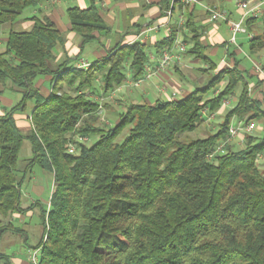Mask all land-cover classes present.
<instances>
[{"label":"trees","instance_id":"obj_1","mask_svg":"<svg viewBox=\"0 0 264 264\" xmlns=\"http://www.w3.org/2000/svg\"><path fill=\"white\" fill-rule=\"evenodd\" d=\"M41 1L0 0V24L15 21ZM160 1L165 17L170 1ZM185 8L183 27L192 42L187 52L195 56L204 48V29L191 22ZM66 14L69 30L81 37V48L108 31L93 0L86 8L69 7ZM29 19L31 28L11 30L0 51V96L6 89L21 93L19 102L0 113V216L21 210V185L33 167L51 174L49 206L40 212L42 235L32 247L39 249L37 264H264V168L255 162L264 153V132L245 134L243 147L226 143L224 151L208 158L227 139L233 118L247 124L264 117V105L249 95L241 71L235 65L221 69L206 86L179 99L129 103L103 128L95 125L98 101L84 91L105 95L126 80L127 71L131 80L141 78L146 44L117 43L85 71L65 63L53 68V50L63 41L62 33L46 16ZM257 20L245 22L252 32V53L264 47V13L262 31L255 33ZM174 37L171 29L154 43L155 54ZM200 60L208 63L207 69L215 68L204 53ZM46 76L49 91L42 94L36 81ZM223 79V88L207 96ZM237 84L236 100L215 131L180 137L201 122L202 109L218 110ZM28 100L33 107L24 134L13 114ZM124 129L125 136L116 141ZM75 134L98 138L85 144L72 140ZM23 140L29 142L31 156L21 169ZM69 142L75 145L73 153L66 151ZM7 231L20 230L1 225L0 239ZM0 261L11 264L1 251Z\"/></svg>","mask_w":264,"mask_h":264},{"label":"crops","instance_id":"obj_2","mask_svg":"<svg viewBox=\"0 0 264 264\" xmlns=\"http://www.w3.org/2000/svg\"><path fill=\"white\" fill-rule=\"evenodd\" d=\"M197 1L198 2L195 3L193 6L189 7L188 10L191 13V22H193V24L196 27H201L199 26L200 25L199 22L201 23L214 22V29L216 30L219 28L218 23H216L218 21L210 20L208 13H206L205 9L203 8L204 5H211L213 7L226 10L229 18L230 16H232L233 13L231 6L229 7V4H232L233 2L236 12L238 13L237 14L238 17L240 15V10L237 7V0H197ZM93 2L98 8L99 13L101 14L106 26L108 27V31L101 32V34L99 35V39L92 42H101V41L104 42L105 39H107V37L111 34L114 35L115 37H118L114 45L117 43H123V44L124 43L131 44L133 42L145 43L148 55L152 54L153 56H156L153 49V45L154 43L158 42L168 34V29L170 31L171 29L175 30L174 39L182 40L183 42L190 41V39L188 38L191 35L189 29L183 26L179 27L177 23L178 16L181 13L186 16V19L188 17L186 8L182 7L181 5H174L170 24L169 26H166L165 25L166 19L164 16H162V9H161L162 6L160 0H93ZM70 3H72L71 6H69ZM226 3L228 5H226ZM90 4H91V0H42L37 6L29 7L25 9L20 15V17H18L15 21L5 22L0 24V51H4L5 49L4 42L6 40L7 34L12 29H13L12 31L28 30L32 26V21H30L29 18L33 16H37V17L46 16L55 23L56 27L59 30L64 29L67 32L66 38L65 39L63 38V41L61 43H58L56 46L57 52L55 54L54 62L52 63L51 66L54 68L62 63H65L66 66L74 65L77 59L83 58L80 56V54L82 53L86 44L81 48V37L80 35L69 30L68 17L66 23H61V25L63 26V28L61 29L58 26L59 25L58 21L60 19V15H63V12H65L66 14V10L69 7L77 6L80 8H86L90 6ZM224 5H226V7H224ZM146 28L149 29L146 30ZM204 33L205 30H203V34ZM214 33L215 32H213L212 41L209 44L205 42L203 34L201 37V44L204 47L203 52L208 57L209 60H210L209 56L215 54L218 50V47L224 50V55L220 57L218 65H215L213 63L215 65V68L212 70V72L216 74L221 69L232 68L235 65L236 68L239 71H241L242 76L245 78L244 75L245 70H243L239 66L240 64H238L237 61V55L240 53L241 48L238 47V45H236V48H234L233 51L230 52L229 45H227V43H225L220 38L215 37ZM186 47L187 49L183 54L180 63L173 62L166 70L158 71L155 74V76H153V78H151L150 80L146 81L143 84L142 88L137 89L134 87H130L129 84L127 85L125 84L128 83L129 81L126 80L124 83L116 87L114 92H118L117 94H120L121 98L125 96L126 98L130 99L129 103H139L144 101L149 102L147 100L148 99L147 97L152 93H155L158 96L167 95V97L169 98L171 97L174 98L176 96H180L182 98L183 96L187 95L189 92L192 91L193 88L191 87V84L189 85L187 83L189 81L178 80V76L181 75L182 77H184V73L186 72L185 68H189L190 64L199 61L200 58L195 57L193 54L188 53L187 51L189 47L187 45ZM262 49L253 52V54L258 55L259 59L264 58V52H262ZM107 51L108 50L105 49V47L104 48L102 47L100 51L92 50L90 54L95 56L96 58L91 61L87 59L86 60L89 61L90 63L94 62L104 57ZM68 59H71L69 65L67 64ZM252 62L249 72L246 71V76L248 78L250 76H255V79L248 80L245 78L249 89L250 90L252 89L253 91L252 93H250L249 91V95L252 98L259 99L260 101H262L264 105V93H263L264 83L262 82V80L264 81V78L262 77L264 75L259 74L253 69ZM149 64L153 66L155 64V61L153 59H149ZM207 66H208L207 63H205V67ZM261 69L263 70L264 68L261 67ZM47 82H49V76L39 77L36 81V86L40 88V92L42 94H46L49 91V83ZM182 83H187V84L184 85ZM6 91L9 92L8 93L9 96H12V92L15 90L7 89ZM12 101L13 100L10 97L3 95L0 96V102L5 103L6 106H10ZM5 111H6L5 109L0 108V113H3ZM232 120L235 122L238 119L233 118ZM230 124L232 123L230 122ZM263 132H264V117L261 118L256 123L255 126L253 124L252 131H247V132L243 131L242 134H240L242 135V138L240 135L234 136L231 139V141H229V144L232 146L233 149H239L243 147L245 134L254 133V135H261ZM235 146L237 148H235ZM30 202H31L30 206H24L20 204V208L22 210L24 208V210L13 212L10 217L11 220L10 224H12L14 219L15 220L18 219L17 220L19 221L18 223L22 222L18 217L22 215L24 211H26L25 213L30 212L29 210L31 209V206L35 205L34 200L31 199ZM12 227L18 229V226L15 225H13ZM19 230L23 231L20 228ZM42 231H41V235H42ZM29 247L31 246L25 245V251Z\"/></svg>","mask_w":264,"mask_h":264},{"label":"rangeland","instance_id":"obj_3","mask_svg":"<svg viewBox=\"0 0 264 264\" xmlns=\"http://www.w3.org/2000/svg\"><path fill=\"white\" fill-rule=\"evenodd\" d=\"M71 4L72 3H70L69 6H71ZM226 5H228V4L226 3ZM226 5H224V7H226ZM230 6H231L233 13H232V16L229 17V20L235 21L239 18L237 15L238 13L236 12V9L234 7L233 2H232V4H229V7ZM66 22H67V16H66L65 12H63V15H60V19L58 21L59 28L60 29L63 28L61 23H66ZM216 23H218L219 28L215 30L214 29V22H207V23L206 22L205 23L199 22V24H200L199 26H201L205 30V33L203 34L205 42H207V44H209L212 41L213 32H215L214 33L215 37L220 38L225 43H227V45H229L230 52H232L233 49L236 48V45H238V47L241 48L240 53L237 55L238 64H240L239 66L243 70H245L244 71L245 78L248 80H250V79L254 80L255 76H250L248 78L246 76V71L249 72L252 61H254L258 64L261 63L259 65L262 68H264V65H263L264 58L259 59L258 55L253 54L249 51V49H248L249 37L246 33L237 34L236 45H233V44L228 43V41L230 40L231 32L229 31V27H228L227 23L224 21H218ZM262 24H263L262 20H259V21L257 20V22H255L252 26L254 28L253 32H255V33L261 32L262 31ZM63 30L61 29L60 31L62 33L63 38L65 39L67 32L65 30L64 31ZM247 33L252 34V32L250 33L248 31H247ZM117 38L118 37H115L114 35L110 34L107 37V39H105L104 42L101 41V42L88 43L85 45V48L83 49L80 56L83 57L84 59H87L90 61L94 60L96 57L90 54V52L92 50L93 51H96V50L100 51L102 47L103 48L105 47V49L109 50L108 48H110L111 46L114 45ZM188 38L190 39V37H188ZM108 42H109V45H108ZM185 43L189 48H191V46H192L191 41H188V42L186 41ZM107 45H108V47H107ZM186 49H187V47H186ZM203 51H204L203 49L199 50L197 52V54L195 55V57L201 58V55H203V53H204ZM53 52H54V54H56L57 47L54 48ZM262 52H264V48L262 49ZM223 55H224V50L222 48L218 47L217 52L213 55H210L209 57H210V60L212 63H214L215 65H218L219 59ZM70 62H71V59H68L67 64L69 65ZM205 63L206 62H204L203 60L193 62L192 64H190L189 68H185L186 72L184 73V77L179 75L178 80L189 81V82H187V81L186 82L189 85L191 84V87L193 88L192 90H194L197 87L206 86L208 84V81L215 74L212 72V69H207L208 66L205 67ZM207 65H208V63H207ZM203 69H206V70H203ZM126 73L128 74L127 77L130 79L129 72L127 71ZM263 74H264V69H263ZM262 77L264 78V76H262ZM128 78H126V80H129ZM223 80H224V82H222L220 84H216L214 87L210 88V90L207 92L206 95L211 96L213 93V89L223 88V86L225 84V79H223ZM262 82L264 83L263 80H262ZM144 83H142V85L138 86V87L132 85L130 83V81H128V83H125V84L126 85L129 84L130 87L140 89V88H142ZM187 83H182V84L185 85ZM240 88H241L240 84H237L235 86V88L233 89V98L231 100L230 105H228L226 107H220L218 110L215 111V115L210 120H206V119L202 118L201 122L197 125V127L193 131L184 133L180 137L182 139H192V138H196V137L206 136L208 133L215 131L217 129L218 124L222 121L225 111L228 108H230L233 105L234 101L236 100V95L238 94ZM63 89L68 91V92H71V90H72L71 88H68L67 86H64ZM172 89H173V87H172ZM6 90L3 92L2 95L10 97L13 101H12L10 106H6L5 103L0 102V108L8 111L13 105H15L17 102H19V100L21 99V93L19 91L15 90L12 92V96H9V94H8L9 92ZM114 90H112L111 92H109L105 95H103L99 90H97L96 93H91L88 90L84 91L87 96L95 97V100L98 101L99 105L101 106V112L98 114L99 117L95 123L96 126L103 127V128L110 126L117 119V114L125 111L126 106L129 104L130 99L126 98L125 96L121 98L120 94H117L118 92H114ZM249 91H250V93L253 92L252 89L250 90L248 87V92ZM147 98H148L147 100L149 102H153L156 98L167 99L169 97H167V95L158 96L155 93H152ZM174 98L179 99L181 97L176 96ZM32 107H33V100H28V101H26L23 109H17L13 114V117L16 121V124L18 125V127L20 128V130L24 134L29 131V124H28L27 116L29 115ZM258 121L259 120L252 121L254 126L256 125V123ZM231 123H234V121L232 120ZM242 132L243 131H240V133H238L237 135L242 134ZM125 133H126V129H124L116 137V141H121L122 138L125 136ZM79 136L80 135L75 134L72 137V140L79 142L78 141ZM240 136L242 138V135H240ZM97 138H98L97 134H92L90 137H87L86 140L83 141V143L90 144L93 141H95ZM235 148H237V147L235 146ZM30 156H31L30 144L27 140H23L22 144H21V148H20L19 153H18V167L23 169V167H25V165L27 164ZM258 165H259L260 169L264 168V156L259 160ZM17 175L20 176L21 174L17 173ZM52 186H53V182H52L51 174L49 172L41 169L38 166L33 167L31 174L28 175L25 178L24 182L22 183V185H21V193H22L21 194V205L30 206L31 205V202H30L31 199L35 201V205L31 206V209L29 210L30 212L25 213L26 211H24V213L18 217L20 219V221H22L21 223H18L19 222V221H17L18 219H16V220L14 219V221L12 222L13 225L18 226V229L20 228L23 231H16V232L7 231V232L3 233L1 236L0 251L9 257L11 264H32L30 252L37 250L36 248H32V247L35 246V244L38 243L40 238H41L42 223H41V219H40V212H41V209L47 208V204L49 201V195H50ZM23 210H24V208H23ZM23 210L21 209V211H23ZM10 217H11V215H9L6 218H2L0 216V226L1 225H7L8 223H10L11 222ZM12 224H11V226H13ZM25 245L31 246V247L27 248L25 251ZM0 264H3V262L0 261Z\"/></svg>","mask_w":264,"mask_h":264},{"label":"built area","instance_id":"obj_4","mask_svg":"<svg viewBox=\"0 0 264 264\" xmlns=\"http://www.w3.org/2000/svg\"><path fill=\"white\" fill-rule=\"evenodd\" d=\"M170 5L165 10V25L169 26L173 7L174 5H181L182 7H191L195 3H197V0H169ZM237 7L240 10L239 18L236 21L229 20L227 11L224 9H219L216 7H213L211 5H204L203 8L205 9L206 13H208L209 18L211 21H224L227 23L229 27V31L231 32L230 40L228 43L236 45V36L240 33H246L249 37V39L252 38V34L247 33L246 29V19L248 18H255V19H261L264 13V0H237ZM186 21V16L184 14H180L177 19L178 26L181 27L184 25ZM149 28H146V30ZM144 30V31H146ZM170 34V30L168 29V34ZM166 35V36H167ZM186 51V43L182 40L174 39L173 43L169 47L162 48L156 56H153L152 54L148 55V60L144 65V74L141 78L137 80H131L129 79L130 83L134 86H141L142 83L150 80L155 76V74L158 71H164L166 70L173 62L180 63L182 60V56ZM149 59H153L155 61V64L152 66L149 64ZM90 66V62L87 61L84 58H79L75 61L74 67L77 69H81L85 71ZM253 69L258 72L259 74H263V70L261 69L260 65L256 62H252ZM128 76V74H127ZM217 93V90L216 92ZM91 98L93 96H90ZM173 98V97H171ZM233 96H226L221 101V107H226L231 104ZM95 100V97H93ZM101 112V106L99 105L98 113ZM215 115V112H209L208 108L205 107L201 110V116L202 118L206 120H210ZM253 129V123H244L242 119L236 120L234 123L229 125L228 128V137L225 141L219 142V144L216 146L215 150L208 155V158H211L214 153L222 152L224 151V146L226 143H228L234 136H236L240 131H252ZM86 140V137L79 136L78 141L83 142ZM66 151L68 153L75 152V145L71 142L67 143L66 145ZM264 156V153L257 154L255 157V162H259V160ZM49 206V203L47 204ZM32 264H37L38 262V255H39V249L34 250L30 252Z\"/></svg>","mask_w":264,"mask_h":264}]
</instances>
